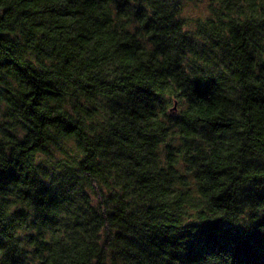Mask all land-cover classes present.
I'll return each instance as SVG.
<instances>
[{
    "label": "clouds",
    "instance_id": "clouds-1",
    "mask_svg": "<svg viewBox=\"0 0 264 264\" xmlns=\"http://www.w3.org/2000/svg\"><path fill=\"white\" fill-rule=\"evenodd\" d=\"M218 223L264 238V0H0V264H236Z\"/></svg>",
    "mask_w": 264,
    "mask_h": 264
},
{
    "label": "trees",
    "instance_id": "trees-1",
    "mask_svg": "<svg viewBox=\"0 0 264 264\" xmlns=\"http://www.w3.org/2000/svg\"><path fill=\"white\" fill-rule=\"evenodd\" d=\"M217 232L220 235H217ZM212 243L219 248L232 250L236 264H264V238L259 234L241 235V230L217 224L206 240H197L192 244V252L196 253L202 244Z\"/></svg>",
    "mask_w": 264,
    "mask_h": 264
}]
</instances>
